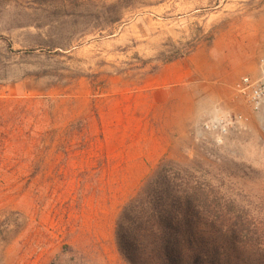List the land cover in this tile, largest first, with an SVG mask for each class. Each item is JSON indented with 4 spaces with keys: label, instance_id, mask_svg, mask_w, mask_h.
<instances>
[{
    "label": "rangeland",
    "instance_id": "374dc122",
    "mask_svg": "<svg viewBox=\"0 0 264 264\" xmlns=\"http://www.w3.org/2000/svg\"><path fill=\"white\" fill-rule=\"evenodd\" d=\"M262 54L264 0H0V264H126L117 214L162 159L264 220V108L235 88Z\"/></svg>",
    "mask_w": 264,
    "mask_h": 264
},
{
    "label": "trees",
    "instance_id": "16d2710c",
    "mask_svg": "<svg viewBox=\"0 0 264 264\" xmlns=\"http://www.w3.org/2000/svg\"><path fill=\"white\" fill-rule=\"evenodd\" d=\"M114 242L126 264H264V220H253L224 179L172 159H162L122 204ZM68 251L65 264H92Z\"/></svg>",
    "mask_w": 264,
    "mask_h": 264
},
{
    "label": "built area",
    "instance_id": "2783aa9c",
    "mask_svg": "<svg viewBox=\"0 0 264 264\" xmlns=\"http://www.w3.org/2000/svg\"><path fill=\"white\" fill-rule=\"evenodd\" d=\"M237 92L242 94L253 111L264 108V54L258 58V73L244 75L235 84ZM243 120L242 114L225 113L206 121L203 126L218 135L225 133L234 123Z\"/></svg>",
    "mask_w": 264,
    "mask_h": 264
}]
</instances>
